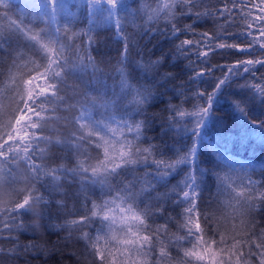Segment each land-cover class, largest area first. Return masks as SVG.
Returning <instances> with one entry per match:
<instances>
[{"label":"snow or ice","instance_id":"snow-or-ice-1","mask_svg":"<svg viewBox=\"0 0 264 264\" xmlns=\"http://www.w3.org/2000/svg\"><path fill=\"white\" fill-rule=\"evenodd\" d=\"M82 2L87 5L90 22L98 13H106L105 19L114 23L116 34L126 41L120 17L122 0ZM200 7L202 11H193ZM0 9L4 10L0 19L8 22L0 31V51H8V39L18 36L27 42V50L35 57L26 59L23 51L12 55L8 73L13 95L7 105H0V183L7 186L9 193L0 208V217H6L0 218V241H14L11 247L0 246V255H25L37 247L20 244L18 233L27 227L42 226L50 200L41 191V185L51 184L54 189H60L68 182L78 183L81 192L86 191L87 184L101 189L102 199L91 201L90 208L88 197H84L85 214L75 216L70 210V218L56 225L60 229L68 228L69 238L71 230L85 229L77 241L84 242L90 264H264V227L258 228L255 220L256 215H264V180L238 177L231 185H225L227 177L215 173L218 182L231 193L227 207L231 209L233 223L228 228L212 215L199 211L196 183L199 177L191 167L196 153L195 137L209 114L217 89L234 75L251 74L252 79L242 86L264 97V71H261L264 69V0H163L162 3L157 0L156 7L149 8V20L164 15L171 22L172 36L179 41L172 59L188 60L192 78L213 74L220 67L211 60L216 50L241 53L223 65L211 91L194 92L195 96L204 97L202 106H194L195 110L188 112L179 105H168L174 113L169 117V126L180 127L177 117L190 118L193 123L190 128L193 143L186 151L177 152L175 159H156L159 154L156 144L141 147L137 141L145 122L130 123L117 112H110L116 100L95 95L79 101L76 97L82 93L75 87L73 95L67 94L66 70L82 67L100 71L90 55L79 56L78 63L70 55L84 50L85 36L89 50L94 42L89 36L91 28L74 31L69 23L61 26L58 17H71L69 0H22L16 19L9 18L8 0H0ZM185 9L196 21L212 18L215 29L197 32L194 23L181 28L179 22L186 15ZM29 12L36 15L30 17ZM77 40L80 44L74 48ZM124 49L122 57L126 56L127 42ZM192 55L196 56L195 61L189 59ZM164 59L159 56L151 65L158 67ZM139 64L144 67L143 62ZM119 74L122 91H134L129 103H135L139 111L151 93L143 86L134 89L123 78V69ZM69 100L75 103H68ZM234 104L239 112L245 113L240 101ZM61 112L67 115L62 118ZM61 119L64 124L60 123ZM57 152L59 158L67 159L72 166H48L45 161L58 158ZM180 165H187L188 171L171 191L180 205L186 206L178 213L182 221L177 232L170 233L172 217L165 216L163 203L168 194L157 192L153 196V181L167 177ZM139 168L145 169L142 176L134 174ZM130 174L132 179L127 178ZM17 184L23 187H14ZM63 195L68 197L70 193L65 191ZM141 198L145 201L143 207L137 203ZM56 205L67 207L63 200ZM25 213L35 218L34 224L26 226L22 222ZM158 217L164 222L155 223ZM228 219L224 217L225 221ZM260 223L264 224V219ZM94 224L99 225L95 235Z\"/></svg>","mask_w":264,"mask_h":264},{"label":"trees","instance_id":"trees-1","mask_svg":"<svg viewBox=\"0 0 264 264\" xmlns=\"http://www.w3.org/2000/svg\"><path fill=\"white\" fill-rule=\"evenodd\" d=\"M159 2L162 3L163 0H159ZM8 3L11 8L8 13L9 18L16 19L17 8L22 0H8ZM69 3L71 17L70 19L58 17L61 26L69 23L74 31L81 29L87 31L91 28L89 36L94 42L89 50L87 48L88 36H85L84 50L78 54L70 53V55L77 63L79 56L90 55L100 71L82 67L66 70L69 76L66 81L67 94L73 95L75 87L78 92L82 93L76 97L79 101H83L85 96L95 95L106 100H116V104L110 107L109 111L117 112L121 118L130 123L145 122L141 128L142 135L137 143L141 147L156 144L159 153L155 156L156 159H175L177 152L186 151L193 143V133L190 129L193 123L190 118L177 117L180 127L169 126V117L174 113L168 109V105H179L180 109L188 112L194 111V106H202L204 97H197L194 92L198 90L211 91L216 83L215 77L219 76L223 65L241 53L234 50L227 52L216 50L212 54L211 60L212 63L220 65V67L214 69L213 74L192 78V69L188 60L183 57L172 59L174 46L179 41L172 36L171 22L167 21L164 15H160L158 19H148L149 8H155L157 0H122L120 17L124 26V34L127 35L126 41L125 38L116 34L114 23L105 19L106 13L103 15L98 13L93 17L94 21L90 22L87 5L82 0H69ZM202 10L203 7L193 9L194 12ZM3 11L0 9V12ZM184 11L186 15L180 18L179 22L181 28L184 24L194 23L197 25V32L215 29L216 25L212 18L206 17L196 21L191 13H187V9ZM28 15L32 17L36 13L29 12ZM7 23V19H0V31L7 27ZM125 42H127V52L126 56L122 57V53L125 52ZM79 44L80 41L77 40L73 47L75 48ZM26 46V41L14 36L8 39V51H0V105H7L13 95V92L10 91L11 80L8 73L12 55H15L16 51H23L26 59H35ZM159 56H163L164 61L158 67L152 66L151 61L158 59ZM189 59L195 61L196 56L192 55ZM139 62H143L144 67H141ZM121 69L124 72L123 78L134 89L143 86L151 93L148 101L140 106L139 111H136L135 103H129L133 99L134 91H122L120 84L122 77L119 74ZM165 72H170L173 75L164 77ZM249 79H252L251 74L234 75L216 90L209 114L201 125L199 134L195 137L196 153L191 167L199 177L196 182L199 192L197 201L199 211L212 215L214 219L220 220L221 224L228 228L233 223L230 219L231 209L227 207L231 193L226 187H222L215 173L219 172L221 176L227 177L224 181L225 185H231L232 181L237 180L238 177L264 180V97H259L251 88L242 86ZM237 100L244 105L245 113L236 109L234 101ZM68 103H75V101L69 100ZM100 111L102 112V110ZM59 115L63 118L67 113L61 112ZM253 121L259 123H253ZM60 123L64 124L65 121L61 119ZM57 156L58 158L48 159L45 163L48 166L61 164L67 167L72 166V163H69L67 159L59 158L58 152ZM37 163L40 161L38 160ZM144 171L145 169L139 168L134 174L142 176ZM187 171V165H180L167 177L162 179L157 177L153 181V196L157 192L168 194V199L163 203L166 210L165 216L172 217L169 221L170 233L177 232V226L182 221L178 213L186 206L180 205L176 194L172 193L171 189L174 185L179 184ZM123 174L122 172L121 175ZM127 178L132 179V174ZM14 187L19 189L23 185L17 184ZM85 188L86 191L81 192L78 183L71 185L68 182L61 185L60 189H54L51 184L49 186L42 184L41 191L50 200L42 220V226L27 227V230H21L18 233L20 244H35L37 247L25 255H0V264H90L91 257L86 253L84 242L77 241V236L85 229L71 230L69 238L70 230L68 228L56 227L57 224L70 218L68 216L70 210L74 211L75 216L85 214L82 211L85 208V196L88 197L87 207L89 208L91 201L102 199L99 186L87 184ZM65 191L70 193L68 197L63 195ZM8 198L7 186L0 183V208L4 206L2 202ZM61 200L67 207L58 208L56 202ZM144 202L143 198L137 201L140 207L144 206ZM225 216L229 217L227 221L224 220ZM261 219H264V215L255 216L258 228L264 227V224L260 223ZM22 222L28 226L35 223V218L31 217L30 213H25ZM163 222V218L160 217L155 220V223ZM97 227H99L98 224L92 226L93 235L96 234ZM13 235H17V233H13ZM12 243L14 241L3 240L0 241V246L8 248Z\"/></svg>","mask_w":264,"mask_h":264},{"label":"rangeland","instance_id":"rangeland-1","mask_svg":"<svg viewBox=\"0 0 264 264\" xmlns=\"http://www.w3.org/2000/svg\"><path fill=\"white\" fill-rule=\"evenodd\" d=\"M230 160V158H228Z\"/></svg>","mask_w":264,"mask_h":264}]
</instances>
